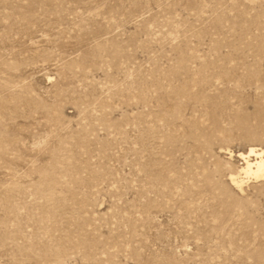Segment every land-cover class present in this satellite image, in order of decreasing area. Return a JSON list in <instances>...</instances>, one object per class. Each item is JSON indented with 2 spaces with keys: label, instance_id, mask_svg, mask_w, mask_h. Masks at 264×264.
<instances>
[{
  "label": "rangeland",
  "instance_id": "374dc122",
  "mask_svg": "<svg viewBox=\"0 0 264 264\" xmlns=\"http://www.w3.org/2000/svg\"><path fill=\"white\" fill-rule=\"evenodd\" d=\"M252 147L264 0H0V264H264Z\"/></svg>",
  "mask_w": 264,
  "mask_h": 264
},
{
  "label": "bare ground",
  "instance_id": "6f19581e",
  "mask_svg": "<svg viewBox=\"0 0 264 264\" xmlns=\"http://www.w3.org/2000/svg\"><path fill=\"white\" fill-rule=\"evenodd\" d=\"M254 155V159H250V156ZM245 160V166L242 168L241 173H245L248 176H255L258 179H264V158L263 153L259 152V149L252 147L249 154L241 153V156ZM241 179V178H240ZM234 183H241L243 180H238L235 175L232 176ZM242 184H240L241 186Z\"/></svg>",
  "mask_w": 264,
  "mask_h": 264
}]
</instances>
